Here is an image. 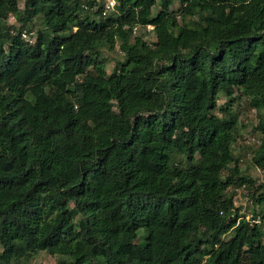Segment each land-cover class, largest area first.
Returning a JSON list of instances; mask_svg holds the SVG:
<instances>
[{
	"label": "trees",
	"instance_id": "trees-1",
	"mask_svg": "<svg viewBox=\"0 0 264 264\" xmlns=\"http://www.w3.org/2000/svg\"><path fill=\"white\" fill-rule=\"evenodd\" d=\"M115 1L0 0V264H264L227 193L264 204L232 110H264V0Z\"/></svg>",
	"mask_w": 264,
	"mask_h": 264
},
{
	"label": "rangeland",
	"instance_id": "rangeland-1",
	"mask_svg": "<svg viewBox=\"0 0 264 264\" xmlns=\"http://www.w3.org/2000/svg\"><path fill=\"white\" fill-rule=\"evenodd\" d=\"M21 9L24 8V0H18ZM177 10L178 5L174 6ZM161 6L158 4L154 13L160 11ZM9 21L12 23L15 19L11 18ZM38 26V24H37ZM38 28V27H37ZM36 28V30H37ZM153 29L143 28L137 31L136 35H141L146 38L148 42L153 41ZM119 44L111 51L104 50L103 57L108 61L107 70L111 73L114 67L119 61L123 60V55L120 51ZM241 95V94H240ZM236 97L239 96L237 91ZM228 100L223 96H219L218 108L215 114L220 116V108L226 106ZM233 113L238 117V136L237 141L234 145V151L236 154H240L242 162L240 163V170L243 175L250 178L255 182L254 187H259L264 185V167L257 166L253 158L255 155V149L263 141L264 135L256 130L261 119L264 118V110L258 111L250 106V101L244 96H240L236 99V102L232 105ZM183 159V158H181ZM183 164L185 160L183 159ZM253 190L249 187H229L228 194L233 197L235 202V207L239 210V213L243 215L246 219H252L254 216L263 217L264 215V204L259 206L255 203L252 197ZM262 220V219H261ZM232 235V234H231ZM231 235H228L230 237ZM142 240V236L139 237V241ZM2 247L0 245V252ZM72 260L65 256H51L47 252L39 253L35 258L31 259L29 264H57L58 262H71ZM98 264H105L103 259H99Z\"/></svg>",
	"mask_w": 264,
	"mask_h": 264
},
{
	"label": "built area",
	"instance_id": "built-area-1",
	"mask_svg": "<svg viewBox=\"0 0 264 264\" xmlns=\"http://www.w3.org/2000/svg\"><path fill=\"white\" fill-rule=\"evenodd\" d=\"M115 5H116V1L113 3V0H105V4H104V9H103L102 15L103 16L109 15L114 10ZM11 18L15 19L13 16ZM148 28L150 30L151 29H154L152 26H148ZM23 36L30 43H32L34 41V39H32L31 37H29V35L27 33H24Z\"/></svg>",
	"mask_w": 264,
	"mask_h": 264
},
{
	"label": "clouds",
	"instance_id": "clouds-1",
	"mask_svg": "<svg viewBox=\"0 0 264 264\" xmlns=\"http://www.w3.org/2000/svg\"><path fill=\"white\" fill-rule=\"evenodd\" d=\"M115 2V0H113V3Z\"/></svg>",
	"mask_w": 264,
	"mask_h": 264
}]
</instances>
